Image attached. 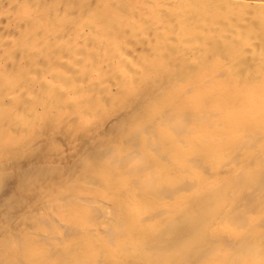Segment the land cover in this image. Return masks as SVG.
<instances>
[{"label":"bare ground","instance_id":"6f19581e","mask_svg":"<svg viewBox=\"0 0 264 264\" xmlns=\"http://www.w3.org/2000/svg\"><path fill=\"white\" fill-rule=\"evenodd\" d=\"M84 1L0 0V264H264V0Z\"/></svg>","mask_w":264,"mask_h":264},{"label":"rangeland","instance_id":"374dc122","mask_svg":"<svg viewBox=\"0 0 264 264\" xmlns=\"http://www.w3.org/2000/svg\"><path fill=\"white\" fill-rule=\"evenodd\" d=\"M97 1V2H96ZM95 2L97 3L96 5H98V7L95 5V3H93L92 4V2H91V0H90V2H89V0H85L84 2H82L83 4H81V5H77V11L75 10L76 8V6L75 7H72V6H67V5H65V6H67V7H69V8H65L64 7V5H63V3H61V8H60V6H58V10L60 9V11L62 12L61 14H65L64 12H66L65 10L66 9H68L67 10V12H66V14L62 17L63 18V20H64V18L66 19V21H64V22H67L68 23V25H70V22H72V21H74L75 20V17L76 16H71V15H73V14H75L74 12H78V14H76L78 17L76 18V20L78 19L79 20V22L78 23H80V28H84V29H81V30H88V29H90V28H96V26H97V28L96 29H100L99 31H101V29H102V31H101V34L103 33H105L104 32V30H107V29H109V24H112V25H119V24H123L124 22H128V23H130L129 25L130 26H132V27H134V28H136V29H134L135 30V33H137V34H139L140 36H143V37H147V36H149V35H146L147 33H148V29H150V27H152V26H154V25H152V24H154V23H159V22H156V20H158V18L160 17H163V16H161V15H159L160 13H158V11H160V10H162V9H160V8H158V7H156L155 5V3L152 5V2L150 1V2H148L147 0H142V2L145 4V2L147 3H150V5H148V6H144L145 8H143V6L141 5V0H138L139 1V3H137L136 5H134L135 3L133 2V1H131V3H130V0H128L129 2H127V0H96ZM103 1V2H102ZM120 1V2H119ZM125 1V2H124ZM137 1V2H138ZM145 1V2H144ZM161 2L162 0H158V2ZM108 2V3H107ZM115 2V3H114ZM124 2V3H123ZM132 2H133V4H132ZM135 2H136V0H135ZM179 2H180V0H177V3H175V5H176V7H175V11H178L179 12V14H180V17H179V19L178 20H182L184 17V15H185V12H186V10L188 9V7H189V5H188V3L185 1V0H181V2H180V4H179ZM90 3V4H89ZM127 3V4H126ZM85 4V5H84ZM100 4V5H99ZM138 4H140L141 6H138ZM143 4V5H144ZM59 5H60V3H59ZM82 5H83V8L82 9H80V7H78V6H81L82 7ZM102 5V6H101ZM121 5V6H120ZM131 6L132 7V5H134L133 7L134 8H136V10L137 11H141L140 12V14L142 13L143 15H142V17H137V18H134V17H131L130 18V16H125V15H123L122 14V11H120V10H117L116 8L118 7V8H121L122 6L124 7V6ZM88 6V7H87ZM94 6V7H93ZM95 6H96V8H95ZM120 6V7H119ZM138 6V7H137ZM231 6H232V3H230V2H228V3H225V7H226V9L228 10V14L230 15V18H232V12H234L235 10V8H236V6L233 8V9H231ZM63 7V8H62ZM70 7H71V9H73V10H71L70 9ZM85 7V8H84ZM90 7V8H89ZM93 7V8H92ZM142 7V8H141ZM79 8V9H78ZM87 8V9H86ZM95 8V9H94ZM139 8V9H138ZM61 9H63V10H61ZM70 9V10H69ZM143 9V10H142ZM200 9H202V10H200ZM205 9V8H204ZM204 9L202 8V7H198V8H196L195 10H194V13L196 12V13H199L200 11H204ZM75 10V11H74ZM79 10V11H78ZM82 10V11H81ZM90 10V11H89ZM164 10H172V8L170 7V8H167V6L164 8ZM64 11V12H63ZM74 11V12H73ZM143 11V12H142ZM80 12V13H79ZM86 12V13H85ZM157 12V13H156ZM72 13V14H71ZM150 13L151 14H153V16L155 17V19H153V17H152V15H150ZM129 14H130V12H129ZM157 15H159V16H157ZM151 16V17H150ZM160 18H159V20H160ZM178 18V16H176V19ZM68 19V20H67ZM221 20L223 19V17H221L220 18ZM69 20H72V21H70V22H68ZM161 20L162 21H166L167 19H162L161 18ZM100 24H99V23ZM151 22H153L152 24H150ZM67 23H65V25H67ZM77 23V24H78ZM82 23V24H81ZM98 23V24H97ZM77 24H76V26H77ZM67 25V26H68ZM86 25V26H85ZM88 25H90V28H89V26ZM98 25L100 26V27H98ZM102 25H104V26H102ZM165 25H167V24H165ZM75 26V25H74ZM74 26H69L68 28H67V30H69V28L71 29L72 28V30H73V28H75ZM79 26H77V27H79ZM82 26V27H81ZM87 26H88V29H87ZM93 26V27H92ZM86 27V28H85ZM167 28H168V25H167ZM166 28V29H167ZM144 29V30H143ZM72 30H70V31H72ZM145 30H146V32H145ZM137 31V32H136ZM142 31H143V33H142ZM144 32H145V34H144ZM128 33H130V32H128ZM163 33H165V34H167V36L168 37H174L176 34H178V32H175V33H170L169 31H164ZM194 33V35L195 36H197V35H199L200 33L197 31V32H193ZM143 34V35H142ZM160 34H162V33H160ZM160 34L158 35V37L160 36ZM164 34V35H165ZM181 34H183V33H181ZM93 35L94 34H91V36L93 37ZM111 35V37H109V38H111V40L114 42V43H116V45H119L120 47H122V50H126V51H129V52H140L141 51V44H140V42H139V40H135L134 41V44H131L130 43V38H132L130 35L129 36H124V37H121V38H116V34H114V33H112V34H110ZM145 35V36H144ZM164 35H161V37L162 36H164ZM105 34L104 35H102L101 37H100V35L98 34V37L96 36V38H97V40H102V41H105ZM157 35H154V37H153V39H155V37H156ZM183 36L186 38V36H187V38L188 39H191V34H189V33H186L185 35L183 34ZM119 37V36H118ZM126 37V38H125ZM145 37V38H146ZM99 38V39H98ZM116 38V39H115ZM89 39H91L90 37H89ZM118 39V40H117ZM85 40H86V43L89 45V46H93L92 48H90L89 46H86V43H85V45H83L82 43H84L85 42ZM92 40V39H91ZM117 40V41H116ZM101 41V42H102ZM76 42L77 41H75V43L74 44H76ZM94 42V41H93ZM79 43H81L80 45H79ZM79 43L77 42V46H79V48H82V47H84V48H87L88 50H92L93 48L95 49V45H90L91 44V42L89 41V40H87V39H83V40H81V41H79ZM99 43V42H98ZM104 43H106V42H104ZM197 44V42H194L193 44L194 45H196ZM103 44V43H102ZM154 44H160V43H151V47H154ZM78 47H77V49H79ZM83 48V49H84ZM184 52V51H183ZM123 53V52H122Z\"/></svg>","mask_w":264,"mask_h":264}]
</instances>
